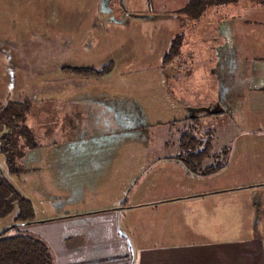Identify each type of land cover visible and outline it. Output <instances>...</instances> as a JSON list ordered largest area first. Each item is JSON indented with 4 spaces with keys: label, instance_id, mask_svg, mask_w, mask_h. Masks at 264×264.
I'll list each match as a JSON object with an SVG mask.
<instances>
[{
    "label": "crops",
    "instance_id": "crops-1",
    "mask_svg": "<svg viewBox=\"0 0 264 264\" xmlns=\"http://www.w3.org/2000/svg\"><path fill=\"white\" fill-rule=\"evenodd\" d=\"M189 3L162 0L157 7L150 4L156 13L151 17L159 25L164 18L172 20L170 31L176 42L171 52L179 61L158 94L147 92L157 89V84H138L146 92L140 90L137 101L125 100L130 106L139 105L127 114L139 116V122L156 120L163 113L156 108L163 105L162 97L181 105L180 118L186 120V109H211L224 97H232L231 104L238 111L250 106L245 121L257 129L241 134L254 135L209 150L203 145L173 147L171 151L147 144L120 148L119 153L144 154L139 161L123 166L137 170L125 173L133 175L130 181L138 175L130 184L129 198L115 201L101 196L93 205L78 209L42 206L37 211L41 219L24 223L21 230L46 243L54 264H264V237L260 236L264 232V4L240 0L210 6L193 17L183 11ZM114 7L109 5L107 12ZM117 15L113 22L125 19ZM225 55L231 58L229 69L222 62ZM171 64L164 66L170 70ZM95 85L62 82L58 141L48 142L49 146L63 140L77 145L102 127L104 131L120 127L119 113L110 105L115 102L108 101L107 94L82 93V89H97ZM33 100L29 112L40 107L37 114H29L33 122L27 127L36 144L43 142L47 131L51 133V129L42 132L35 121L51 120L47 104L52 101ZM208 113L227 117L216 109ZM186 150L206 154L188 158ZM82 152L83 148L76 151ZM95 152L104 155L110 151L101 147ZM148 154L154 161L147 164ZM219 164L221 168L212 171ZM105 166L106 170L115 169L112 162ZM93 177L104 180L102 185L110 180L108 176Z\"/></svg>",
    "mask_w": 264,
    "mask_h": 264
},
{
    "label": "rangeland",
    "instance_id": "rangeland-1",
    "mask_svg": "<svg viewBox=\"0 0 264 264\" xmlns=\"http://www.w3.org/2000/svg\"><path fill=\"white\" fill-rule=\"evenodd\" d=\"M160 1L0 0V169L14 188L31 203L32 215L26 221L41 219L43 216L37 211L42 206L50 210L78 209L93 205L101 196L112 197L115 201L129 198L132 195L131 185L138 175L130 181L133 175L127 176L125 173L137 170H125L123 166L132 160L139 161L144 154L119 153L120 148L147 144L167 147L171 151L173 147L187 145L189 139L183 136L185 134L202 141L204 147H219L254 135L241 134L257 129L251 122L245 121L249 117L250 106L240 112L231 104L232 97H224L221 104L211 109L188 108L185 111L186 120L180 118L183 117L181 105L169 100L165 102L162 97L159 99L163 105L156 108L163 113L157 115L156 120L139 122V116L127 114L130 109L138 110L139 105L130 106L125 100L137 101L139 91L146 92L138 84H157V89L147 92L150 95L158 94L160 86H164L170 74H173L171 69L176 70L179 61L175 59L176 54L171 52L176 42L170 31L172 20L170 22L164 18L162 25H159L151 17L156 13L150 4L157 7ZM109 5L115 6L111 13L107 12ZM116 13L117 17L125 19L113 22ZM229 61V55L222 56L227 69L232 65ZM165 64H171L170 70ZM63 68L109 71L105 74L108 75L106 78L76 77L77 74ZM75 81L96 84L94 87L97 89H82L85 95L93 92L107 94L108 101L115 102L110 105L119 113L117 118L120 121L116 122L122 128L104 131L102 127L95 132V136L85 137L77 145L63 140L61 144L49 146L48 142L58 141L59 136V98L63 95L60 86L62 82L69 84ZM49 98L52 101L47 104L51 109V120L35 121L40 124L42 132L51 129L50 134L48 131L44 134V143L39 141L34 147H25L22 146L26 143L24 137L17 145L12 142L7 136L9 130L2 117L12 108L23 107L33 99L41 101ZM38 107H32L19 125L29 127L33 122V116L29 114H37ZM213 109L227 117H213L212 113H208ZM135 118L137 120L132 121ZM101 147L110 151L104 154L107 157L95 152ZM81 148L84 154L76 153ZM17 149L25 151V154L22 159L15 158L14 162L11 154L14 153L16 157ZM92 150L94 152H87ZM10 159L15 170H10ZM147 160V164L154 161L151 155ZM107 162H112L115 169L106 170ZM137 164L132 166L135 168ZM93 175L108 176L110 180L102 185L104 180L100 181ZM18 214L19 208L14 207L10 214L0 219V232L18 224ZM260 236L264 237V232Z\"/></svg>",
    "mask_w": 264,
    "mask_h": 264
},
{
    "label": "trees",
    "instance_id": "trees-1",
    "mask_svg": "<svg viewBox=\"0 0 264 264\" xmlns=\"http://www.w3.org/2000/svg\"><path fill=\"white\" fill-rule=\"evenodd\" d=\"M238 1L240 0H190V3L183 11L189 13L193 17H197L210 6L232 4ZM257 1L264 4V0ZM63 70L73 72L77 75L93 77L105 76V74L109 71L99 72L91 68H74L68 70L63 68ZM29 107V103L27 102L23 107L19 106L15 109L12 108L5 114V116L2 117V122L7 127V130H9L7 136L12 140V142L17 145L20 138L24 137L26 139L25 147H34L35 139L33 132L27 126L19 125L20 122H24L25 115L28 114L30 110ZM184 137L189 139L188 142H186V146L203 145L202 141H198L191 134H185ZM205 148L209 150L210 145ZM16 151V157L14 153L11 154V158L14 162L15 158L18 160L22 159L25 154V151L23 152L21 149H17ZM184 153L187 154L188 158L206 154L204 151L192 152L188 150ZM9 163L10 170H15L14 165H11V159L9 160ZM217 168H221V165L219 164L213 167L212 171H217ZM14 207L19 208V214L17 216L19 223L0 232V264H54L53 254L46 243L40 238L21 230L25 225L24 223L31 222L26 220L32 215V205L29 200L25 199L14 188L6 175L0 169V219L10 214Z\"/></svg>",
    "mask_w": 264,
    "mask_h": 264
}]
</instances>
